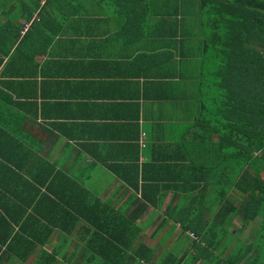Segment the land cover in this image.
Wrapping results in <instances>:
<instances>
[{
	"label": "crops",
	"instance_id": "obj_1",
	"mask_svg": "<svg viewBox=\"0 0 264 264\" xmlns=\"http://www.w3.org/2000/svg\"><path fill=\"white\" fill-rule=\"evenodd\" d=\"M181 11L171 0H0L1 170L16 178L45 162L98 181L154 256L163 251L161 220L166 228L184 201L200 200L191 196L202 193L200 179L228 178L221 150L200 135L202 124L230 115L220 89L207 85L217 63ZM47 194L53 201L30 229H38L32 241L45 243L3 264H34L42 250L53 252L60 204Z\"/></svg>",
	"mask_w": 264,
	"mask_h": 264
},
{
	"label": "trees",
	"instance_id": "obj_2",
	"mask_svg": "<svg viewBox=\"0 0 264 264\" xmlns=\"http://www.w3.org/2000/svg\"><path fill=\"white\" fill-rule=\"evenodd\" d=\"M172 1L182 10L184 27L197 25L202 30L207 52L217 63L207 85L220 89L230 115L215 125L202 124L200 135L209 138L208 147L221 150V160L232 162L229 180L205 186L199 180L202 193L191 196L200 200L184 201L169 215L170 225L163 228L169 221L163 218L155 229L156 233L164 231L158 242L161 246L175 222L181 223L170 250L154 256L152 247L137 241L142 228L123 219L114 208L115 196L102 198L98 193V181L77 179L74 173L63 168L56 171L55 165L45 162L31 164L25 176L19 173L12 178L1 170L5 160L0 161V264L11 255L24 260L36 245L45 243L32 241L38 229H30L32 220L44 215L53 201L48 191L60 204V216L54 221L59 227L58 243L52 253L42 250L34 264H255L259 253V264H264V0ZM4 133L0 132V139ZM212 133L218 135L215 143L210 140ZM229 191L235 199H227ZM235 218L240 221L237 231L232 228ZM252 222L259 225L245 242L241 231ZM15 225L19 229L14 231ZM225 242L232 245L220 248Z\"/></svg>",
	"mask_w": 264,
	"mask_h": 264
},
{
	"label": "rangeland",
	"instance_id": "obj_3",
	"mask_svg": "<svg viewBox=\"0 0 264 264\" xmlns=\"http://www.w3.org/2000/svg\"><path fill=\"white\" fill-rule=\"evenodd\" d=\"M187 18V17H186ZM191 23H193L192 21H191ZM28 25H29V23H25L24 24V28H25V26H26V28L28 27ZM207 78H211V76H208ZM224 165H225V169H227L228 170V172L226 173V176L228 177V175H231L230 174V172H232V168H231V165H232V162H230V164H229V162L228 161H225V163H224ZM235 164H233V166H234ZM238 170V168L237 167H234V171H237ZM236 172H234V174H235ZM261 177H264V170L261 172ZM229 178V177H228ZM227 178V180H229ZM226 179V178H225ZM228 183H226L225 184V186L227 185ZM231 195H233L232 193H231ZM231 198H233V199H235L234 198V196H232ZM215 199V198H214ZM217 200L218 199H216L214 202H212V204L210 205L211 207H212V209H214L215 208V205H216V203H217ZM232 223H233V225H232V228L234 229V230H239V227H240V221H239V219H237V218H235V219H232ZM258 223H251V224H249L247 227H245V228H243L242 229V231L241 232H243V234L241 233V236L244 238V241L245 242H248L250 239H251V236H253V233H254V230L258 227ZM178 230V229H177ZM177 230H175V233H174V235H176V234H178V231ZM173 237H171V239H172ZM226 239V238H225ZM180 243L182 242V240H180L179 241ZM155 243V242H154ZM179 243V244H180ZM173 244V242H170L169 240L167 241V242H165V243H163L161 246H159V248L160 249H162L163 251L162 252H164V251H168V250H170V248H171V245ZM228 247V246H231L232 244H227V242H225V244L224 243H221V246H220V248H223V247H226V246ZM174 246H176V247H178L180 250H183L182 248H180L178 245H174ZM173 246V247H174ZM162 247V248H161ZM172 247V248H173ZM261 253H259V259H256L255 261H254V263L255 264H259L260 263V261H261Z\"/></svg>",
	"mask_w": 264,
	"mask_h": 264
},
{
	"label": "built area",
	"instance_id": "obj_4",
	"mask_svg": "<svg viewBox=\"0 0 264 264\" xmlns=\"http://www.w3.org/2000/svg\"><path fill=\"white\" fill-rule=\"evenodd\" d=\"M29 26V25H28ZM25 28H26V26H25ZM25 28H23V30H25Z\"/></svg>",
	"mask_w": 264,
	"mask_h": 264
}]
</instances>
